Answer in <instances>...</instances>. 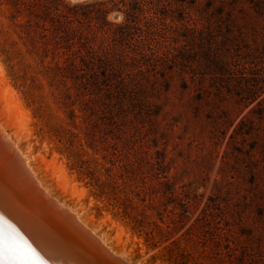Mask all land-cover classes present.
I'll use <instances>...</instances> for the list:
<instances>
[{"label": "rangeland", "instance_id": "obj_1", "mask_svg": "<svg viewBox=\"0 0 264 264\" xmlns=\"http://www.w3.org/2000/svg\"><path fill=\"white\" fill-rule=\"evenodd\" d=\"M130 1L0 0L1 122L127 264H264V0Z\"/></svg>", "mask_w": 264, "mask_h": 264}, {"label": "bare ground", "instance_id": "obj_2", "mask_svg": "<svg viewBox=\"0 0 264 264\" xmlns=\"http://www.w3.org/2000/svg\"><path fill=\"white\" fill-rule=\"evenodd\" d=\"M1 119V118H0ZM28 170L26 171L25 168ZM0 214L47 264H127L73 209L52 196L0 120ZM5 264V261H0ZM28 264H41L40 260Z\"/></svg>", "mask_w": 264, "mask_h": 264}, {"label": "snow or ice", "instance_id": "obj_3", "mask_svg": "<svg viewBox=\"0 0 264 264\" xmlns=\"http://www.w3.org/2000/svg\"><path fill=\"white\" fill-rule=\"evenodd\" d=\"M7 224L3 214H0V261L5 264H28L32 260H40L41 264H47L43 261L36 249L29 244L20 233L8 225V232H5L3 225Z\"/></svg>", "mask_w": 264, "mask_h": 264}, {"label": "trees", "instance_id": "obj_4", "mask_svg": "<svg viewBox=\"0 0 264 264\" xmlns=\"http://www.w3.org/2000/svg\"><path fill=\"white\" fill-rule=\"evenodd\" d=\"M112 1H114V0H112ZM143 1H145V0H131L130 2H129V6H130V8H129V10H130V14L129 15H131V17H134V18H136V16L140 13V12H142L143 10H144V5H143ZM153 1H159V0H153ZM97 6H98V10H100V11H102V12H104V13H108L109 12V10H111L110 8H108L107 6H106V3H104V2H99L98 4H96ZM115 6V5H114ZM66 17H68V15H66Z\"/></svg>", "mask_w": 264, "mask_h": 264}, {"label": "water", "instance_id": "obj_5", "mask_svg": "<svg viewBox=\"0 0 264 264\" xmlns=\"http://www.w3.org/2000/svg\"><path fill=\"white\" fill-rule=\"evenodd\" d=\"M24 168H25L26 171H28V170L26 169V167H24Z\"/></svg>", "mask_w": 264, "mask_h": 264}]
</instances>
